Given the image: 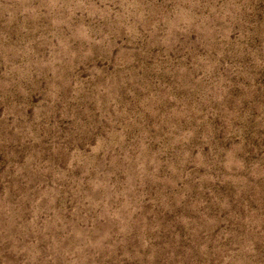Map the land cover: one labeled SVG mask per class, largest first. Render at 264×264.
<instances>
[{"label": "rangeland", "instance_id": "rangeland-1", "mask_svg": "<svg viewBox=\"0 0 264 264\" xmlns=\"http://www.w3.org/2000/svg\"><path fill=\"white\" fill-rule=\"evenodd\" d=\"M0 264H264V0H0Z\"/></svg>", "mask_w": 264, "mask_h": 264}]
</instances>
